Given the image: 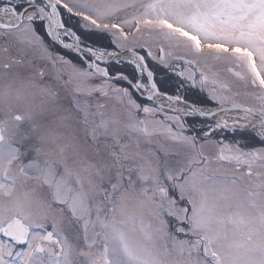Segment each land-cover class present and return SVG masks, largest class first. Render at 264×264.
Wrapping results in <instances>:
<instances>
[{
    "label": "snow or ice",
    "instance_id": "obj_1",
    "mask_svg": "<svg viewBox=\"0 0 264 264\" xmlns=\"http://www.w3.org/2000/svg\"><path fill=\"white\" fill-rule=\"evenodd\" d=\"M0 264H264V0H0Z\"/></svg>",
    "mask_w": 264,
    "mask_h": 264
}]
</instances>
